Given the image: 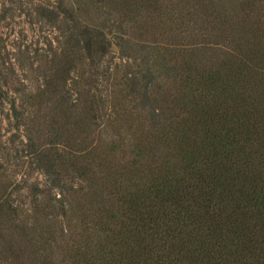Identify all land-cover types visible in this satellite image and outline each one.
<instances>
[{"label": "trees", "instance_id": "1", "mask_svg": "<svg viewBox=\"0 0 264 264\" xmlns=\"http://www.w3.org/2000/svg\"><path fill=\"white\" fill-rule=\"evenodd\" d=\"M38 13L64 44L12 101L29 163L17 183L0 149V264H264V0ZM113 47L142 59L109 84Z\"/></svg>", "mask_w": 264, "mask_h": 264}, {"label": "rangeland", "instance_id": "2", "mask_svg": "<svg viewBox=\"0 0 264 264\" xmlns=\"http://www.w3.org/2000/svg\"><path fill=\"white\" fill-rule=\"evenodd\" d=\"M60 1L0 0V89L7 94L5 96L7 102L3 101V105L0 106V149L2 151L3 148H9L8 160L11 166L8 167L7 175L17 183H21L25 178L21 174L27 173L29 157H26V153L22 150V145L27 142L25 137L27 130L24 125H20L12 112V101H15L17 113L29 110L33 102L28 100L27 96L24 97V91L42 87V76L55 67L53 62L57 61L64 38L61 31L41 19L38 9L57 7ZM62 1L75 8L79 0ZM60 21L66 29V24ZM134 56L133 59L126 58L117 48L110 49L107 57L110 61L108 63L112 66L109 84L118 81L130 68L133 70L135 65L140 64L142 55L138 53ZM78 74L80 71L74 70L71 77L77 80ZM7 115L10 116L9 119ZM18 164L21 166L16 167ZM17 170L20 171L17 173L19 175L14 176L15 178L11 177L13 171L17 172ZM45 179L37 173L32 177V180L39 183H44ZM69 217L71 219V213ZM74 220H71L72 223L75 222ZM66 226L64 222L62 228L65 229Z\"/></svg>", "mask_w": 264, "mask_h": 264}]
</instances>
